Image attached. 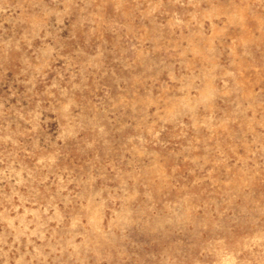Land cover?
<instances>
[{
  "label": "rangeland",
  "instance_id": "obj_1",
  "mask_svg": "<svg viewBox=\"0 0 264 264\" xmlns=\"http://www.w3.org/2000/svg\"><path fill=\"white\" fill-rule=\"evenodd\" d=\"M0 264H264V0H0Z\"/></svg>",
  "mask_w": 264,
  "mask_h": 264
}]
</instances>
